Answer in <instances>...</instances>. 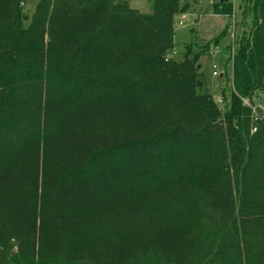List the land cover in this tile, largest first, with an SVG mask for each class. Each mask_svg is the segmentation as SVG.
Returning a JSON list of instances; mask_svg holds the SVG:
<instances>
[{
    "label": "trees",
    "instance_id": "trees-1",
    "mask_svg": "<svg viewBox=\"0 0 264 264\" xmlns=\"http://www.w3.org/2000/svg\"><path fill=\"white\" fill-rule=\"evenodd\" d=\"M150 1L0 0V264H264V0L226 111Z\"/></svg>",
    "mask_w": 264,
    "mask_h": 264
},
{
    "label": "rangeland",
    "instance_id": "rangeland-1",
    "mask_svg": "<svg viewBox=\"0 0 264 264\" xmlns=\"http://www.w3.org/2000/svg\"><path fill=\"white\" fill-rule=\"evenodd\" d=\"M220 1L198 0L193 12L185 14L184 19H182V16L179 17L175 29L179 59H183L188 45H193L192 47L196 53L202 52L204 54L199 63L202 67L201 71L205 76L207 89L214 96L216 103L221 101V109L226 111L230 103L232 90L234 91L232 82L233 53L238 49V40H240L241 34L245 33L248 35L253 27V15L251 12L253 5L249 4V8L246 11V0H230L234 6V17L215 16L213 14V6ZM38 2L39 0H27L24 9L29 18L35 13ZM132 6L144 14H150L152 12V3L150 0H138L137 2H132ZM244 13L246 14L243 15ZM227 26L229 27V31L224 41L219 45H215L214 43L217 37L221 35ZM193 28L201 35V38L211 42L212 45L209 51H205V44L198 41L199 39H193V36L189 32L186 34L182 32L178 34L181 30L189 31ZM233 33H235V39L232 37ZM228 47H230L229 52L228 50L226 51ZM214 63L218 65V72L221 74L219 77H213L212 75V65ZM222 93H224V97H222ZM254 108L258 114H260L259 111L264 112V98L260 92H258L255 99Z\"/></svg>",
    "mask_w": 264,
    "mask_h": 264
},
{
    "label": "built area",
    "instance_id": "built-area-1",
    "mask_svg": "<svg viewBox=\"0 0 264 264\" xmlns=\"http://www.w3.org/2000/svg\"><path fill=\"white\" fill-rule=\"evenodd\" d=\"M138 0H132V2H137ZM182 19H184V15H182ZM179 20V18L177 19V21ZM177 24V23H176ZM232 37H233V39H235V33H233V35H232ZM236 45V44H235ZM235 49V48H234ZM235 53V52H234ZM234 53H233V55H234ZM178 51L177 50H174L173 52H172V54L171 55H169L168 57H167V61L168 60H170V59H172V58H174V57H176V56H178ZM212 70H213V73H212V75H213V77H219V75L221 76V74H219V72H218V66H217V64L216 63H214L213 65H212ZM218 103V105L220 106L222 103H221V101H218L217 102ZM243 103H244V105L245 106H247V107H252L251 106V104H250V102H249V100H243ZM253 108V110H254V114L256 115V117L257 118H260L261 116H260V114H258L257 113V111H256V109L254 108V107H252ZM263 118V117H262ZM253 132H256V129H254V131Z\"/></svg>",
    "mask_w": 264,
    "mask_h": 264
},
{
    "label": "crops",
    "instance_id": "crops-1",
    "mask_svg": "<svg viewBox=\"0 0 264 264\" xmlns=\"http://www.w3.org/2000/svg\"><path fill=\"white\" fill-rule=\"evenodd\" d=\"M181 32L185 33V34L189 32L193 36V39H195V40L199 39L198 41H200L201 43L207 44L210 42V41H207V40H204L203 38H201V35L194 28L192 30H189V31L181 30V31H179L178 34H180Z\"/></svg>",
    "mask_w": 264,
    "mask_h": 264
}]
</instances>
